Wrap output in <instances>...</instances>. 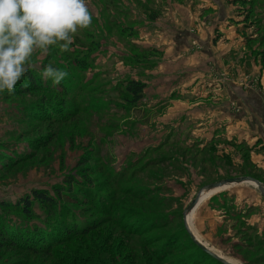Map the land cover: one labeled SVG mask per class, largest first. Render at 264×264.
Returning a JSON list of instances; mask_svg holds the SVG:
<instances>
[{
  "label": "rangeland",
  "instance_id": "1",
  "mask_svg": "<svg viewBox=\"0 0 264 264\" xmlns=\"http://www.w3.org/2000/svg\"><path fill=\"white\" fill-rule=\"evenodd\" d=\"M86 2L92 24L69 50L36 52L0 95V264H218L182 214L208 184L264 185V0ZM49 64L68 73L60 84ZM129 81L145 84L136 103ZM190 221L214 252L264 264L256 187L206 193Z\"/></svg>",
  "mask_w": 264,
  "mask_h": 264
},
{
  "label": "clouds",
  "instance_id": "2",
  "mask_svg": "<svg viewBox=\"0 0 264 264\" xmlns=\"http://www.w3.org/2000/svg\"><path fill=\"white\" fill-rule=\"evenodd\" d=\"M92 20L86 0H0V95L13 92L36 52L53 46L68 51L78 30ZM67 75L50 64L42 70L53 84Z\"/></svg>",
  "mask_w": 264,
  "mask_h": 264
},
{
  "label": "water",
  "instance_id": "3",
  "mask_svg": "<svg viewBox=\"0 0 264 264\" xmlns=\"http://www.w3.org/2000/svg\"><path fill=\"white\" fill-rule=\"evenodd\" d=\"M244 182H252V183H254L256 189L258 190L259 194L261 195V197L264 200V185L261 184L259 181L255 180V179H253L251 177L227 178V179L221 180V181L216 182V183L208 184V185L204 186L202 189H200V191L196 194L194 199L188 204V206L186 207L185 211L182 214L183 226H184V229H185L187 235L189 236L190 241L192 242V244L194 246H196L205 256L213 259L218 264H230V263L227 262L226 260H224L223 258H221L220 256H218L214 251L206 248L200 241H198L195 238V236L192 234V232L188 228V225H187V222H186V217L197 206V204L199 202V199H200V195H201V193L204 190L222 188L224 186H228V185H232V184L240 185V184H242Z\"/></svg>",
  "mask_w": 264,
  "mask_h": 264
},
{
  "label": "trees",
  "instance_id": "4",
  "mask_svg": "<svg viewBox=\"0 0 264 264\" xmlns=\"http://www.w3.org/2000/svg\"><path fill=\"white\" fill-rule=\"evenodd\" d=\"M261 57H262V62L264 63V51L262 52V56ZM26 80H29L32 83L34 81L33 78L30 75H26ZM144 88H145V84H143L142 82L129 81L127 83V85H126L125 96L126 97H129V99L131 98V101H133L132 103H136V102H138L142 98V94H143ZM66 182L67 183H71V180H67ZM32 196H33V199L35 201L41 202L44 207L49 208V207L55 206L54 201L49 196L45 195L44 193L33 192V195ZM22 204H23V212L25 213L26 216H28L29 215V208H30V200H29V197H26L22 201ZM43 235L44 234H42V236ZM46 245L49 246V247H51L52 246V242H47Z\"/></svg>",
  "mask_w": 264,
  "mask_h": 264
},
{
  "label": "crops",
  "instance_id": "5",
  "mask_svg": "<svg viewBox=\"0 0 264 264\" xmlns=\"http://www.w3.org/2000/svg\"><path fill=\"white\" fill-rule=\"evenodd\" d=\"M177 20H178V18H177ZM183 27V26H182ZM184 49V48H183ZM171 53L169 54V55H172L173 54V50H172V48L169 50ZM185 58V57H184ZM180 60H183V58L182 57H180ZM191 60V61H190ZM192 58L191 59H189V61L190 62H192ZM187 62L188 64H190V62ZM179 65H181V64H179ZM188 108H187V111H186V114H189V118L190 117H192L194 120L196 119H200L201 121H205L206 120V118H208L209 116L207 115L208 114V111H209V109H200V108H194V109H191L192 111L191 112H188V110H189V108H190V106H188V105H186ZM183 108H184V106H183ZM182 108V109H183ZM184 110V109H183ZM224 114H225V116L227 115V113H226V111H224ZM188 118V119H189ZM190 120V119H189ZM195 120V121H196ZM192 121V120H191ZM218 121H220V116H219V114L217 115V116H212V118H211V120H210V123H213V122H218ZM236 125H239L238 123H235ZM235 124H233V125H235ZM233 125H231V127L230 128H234V131H238L239 129H240V126H236V127H233ZM205 126V125H204ZM256 129H257V131L259 130L257 127H256ZM202 131V132H201ZM200 132H199V134L201 135V136H204L203 134H204V129L203 130H201ZM254 136H257V138L258 137H260V136H258V132H256V134L254 135H252V137L251 138H255ZM262 138V137H261Z\"/></svg>",
  "mask_w": 264,
  "mask_h": 264
},
{
  "label": "bare ground",
  "instance_id": "6",
  "mask_svg": "<svg viewBox=\"0 0 264 264\" xmlns=\"http://www.w3.org/2000/svg\"><path fill=\"white\" fill-rule=\"evenodd\" d=\"M245 184H248V185H251V186H254V183L252 182H244ZM230 186H234V184L232 185H228V186H224L222 188H217V189H211V190H204L201 195H200V199L199 201L202 199V197L206 194V193H214L218 190H222L226 187H230ZM199 203V202H198ZM195 209V208H194ZM186 222H187V225H188V228L190 229V231L192 232V234L195 236V238L200 241L206 248L210 249V247H208V245L206 243H204L203 241H201L200 237L197 235L196 231L194 230L192 224H191V221H190V214L187 215L186 217ZM211 250V249H210ZM213 251V250H212ZM218 256H220L221 258H223L224 260H226L227 262H229L230 264H235L234 262L228 260L227 258H225L224 256L218 254L217 252H215Z\"/></svg>",
  "mask_w": 264,
  "mask_h": 264
}]
</instances>
